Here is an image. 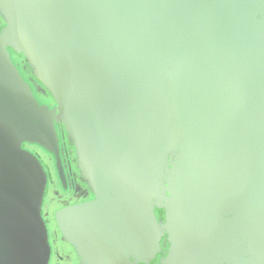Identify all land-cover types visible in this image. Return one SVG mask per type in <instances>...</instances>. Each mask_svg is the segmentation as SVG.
Instances as JSON below:
<instances>
[{
    "label": "water",
    "instance_id": "obj_1",
    "mask_svg": "<svg viewBox=\"0 0 264 264\" xmlns=\"http://www.w3.org/2000/svg\"><path fill=\"white\" fill-rule=\"evenodd\" d=\"M0 15V264H47L48 174L22 147L64 177L56 122L95 192L56 215L85 264L158 248L159 181L164 264H264V0H0Z\"/></svg>",
    "mask_w": 264,
    "mask_h": 264
},
{
    "label": "flooded vegetation",
    "instance_id": "obj_2",
    "mask_svg": "<svg viewBox=\"0 0 264 264\" xmlns=\"http://www.w3.org/2000/svg\"><path fill=\"white\" fill-rule=\"evenodd\" d=\"M14 60L19 65L21 59L19 57H15ZM21 72L24 75V77L32 84L33 80L31 77H29V74H27L26 71L23 70L22 66H20ZM29 77V78H28ZM36 83V82H35ZM37 96V95H36ZM39 99H42L41 97L37 96ZM58 132H59V149H60V156L62 160V165L64 168V177L62 176L58 160L54 152L47 150L46 148L34 143H24L22 149H26L27 151L33 153L35 156L38 157V159L41 161V163L44 166V169L46 170L47 174L49 172V169L46 164V159L42 158V154L46 153L51 158V162L53 163L54 172L56 174V180H57V186L63 189L66 192L65 198L69 200V202H66L64 200V205L61 207H58V209L55 210L54 214H52V208L51 212V223L48 226V232H49V238H48V246L49 249H47L46 253V259L47 264H85L83 262V259L81 258L80 254L78 253L77 249L68 243L62 233L59 230V227L56 222V215L57 211H59L61 208L74 205L77 203H81L84 201H88L93 199L95 196L92 193V189L90 188L91 185L89 183H85L80 178V164L79 159L77 156L76 147L70 145L66 132H64L63 127L56 122ZM50 177V175H49ZM50 178H48L49 181ZM48 187V182H47ZM47 190V188H46ZM59 191V188H57ZM46 193V192H45ZM85 195V197H83ZM81 196V197H80ZM44 208L41 207V213L44 220H47V216L45 212L43 211ZM156 214L160 221L161 225V237L159 242L164 239L165 231L162 226V216L158 214V210L156 208ZM168 238L166 237L165 240ZM166 243H171L169 240H167ZM164 245V244H163ZM167 252V249L164 245V247H161V249L155 248L154 250H149L146 253H143L139 256V258H135L132 255H127L124 258H122V262L118 261L119 264H164L163 258L167 257V254L164 253Z\"/></svg>",
    "mask_w": 264,
    "mask_h": 264
},
{
    "label": "rangeland",
    "instance_id": "obj_3",
    "mask_svg": "<svg viewBox=\"0 0 264 264\" xmlns=\"http://www.w3.org/2000/svg\"><path fill=\"white\" fill-rule=\"evenodd\" d=\"M3 27H4V23H3V20L1 18V15H0V31L2 30ZM20 66H22L23 70L26 71L27 74H29V77L32 78V80H33L32 84L34 85V91H35L36 95L39 97H44V98L47 97L48 101L53 103L54 101H53L50 93L48 91H46L44 89V87H42V85H40V81L35 77V75L32 76L30 71L27 69L26 63L24 61H22V59L20 61ZM31 70H32V68H31ZM58 124H60V123L58 122ZM66 136H67V139H68L70 145L75 146L74 139H73V136H72L70 131H68V132L66 131ZM179 140H180V137L178 138V141L176 142V144L171 148V152L168 156V165H167L166 169H168L170 167L174 156L178 153ZM24 143H26V142H24ZM27 143L34 144L33 142H30V141H27ZM42 158L47 160L46 164H47V167H48L49 172H50V174L48 173V178H50L48 181V187H47L46 193L43 197L42 204H41V207L44 208L43 211L45 212V214L47 216V220H44V224H45V234H46L47 239H48L49 238V232H48V226L47 225H50V223H51V215H50L51 212H52V214H54L55 210L58 209V207H61L66 202H69V200H67L65 198L66 192L57 186L56 174L54 172L53 163L50 161L51 158L48 155H46V153L42 154ZM49 175H50V177H49ZM166 177H167V171L164 173V182H166ZM80 178L82 179L83 182L89 183L91 185L90 179L84 173V170L81 167H80ZM57 188H59V191L57 190ZM90 188L92 189V187H90ZM91 191H92L93 195L95 196V192L93 191V189ZM83 197H85V195H83ZM64 200L65 201L67 200V201L64 203ZM155 200H156V208L158 210V214L160 216H162V226H163V229L165 231L164 239H162V241L158 244L157 249H159V248L161 249V247H164V245H165L167 252L164 254L168 255L173 248L172 243H169V244L166 243L167 240H169V241L171 240L170 239V233H169L170 196L166 192L165 188L163 189L162 183H160V181L158 183V187L156 190ZM52 208H54V209L52 210ZM166 237L168 238L167 240H165ZM165 258H163L162 261H164Z\"/></svg>",
    "mask_w": 264,
    "mask_h": 264
}]
</instances>
